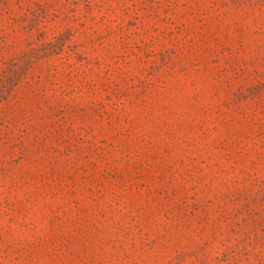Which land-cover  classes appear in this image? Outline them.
I'll return each mask as SVG.
<instances>
[{
  "label": "rangeland",
  "instance_id": "rangeland-1",
  "mask_svg": "<svg viewBox=\"0 0 264 264\" xmlns=\"http://www.w3.org/2000/svg\"><path fill=\"white\" fill-rule=\"evenodd\" d=\"M0 264H264V0H0Z\"/></svg>",
  "mask_w": 264,
  "mask_h": 264
}]
</instances>
